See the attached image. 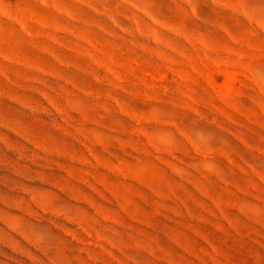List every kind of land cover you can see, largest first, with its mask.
<instances>
[{"label": "rangeland", "instance_id": "374dc122", "mask_svg": "<svg viewBox=\"0 0 264 264\" xmlns=\"http://www.w3.org/2000/svg\"><path fill=\"white\" fill-rule=\"evenodd\" d=\"M0 264H264V0H0Z\"/></svg>", "mask_w": 264, "mask_h": 264}]
</instances>
